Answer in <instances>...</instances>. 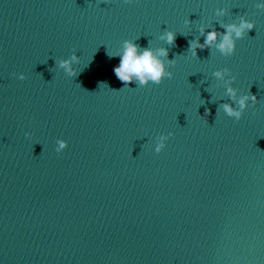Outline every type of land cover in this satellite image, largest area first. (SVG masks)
Instances as JSON below:
<instances>
[{
	"label": "water",
	"instance_id": "obj_1",
	"mask_svg": "<svg viewBox=\"0 0 264 264\" xmlns=\"http://www.w3.org/2000/svg\"><path fill=\"white\" fill-rule=\"evenodd\" d=\"M260 4L0 0V264H264ZM241 15L254 28L232 55L219 37L193 55L201 26ZM125 39L168 47L172 77L124 86ZM73 51L70 77L55 61ZM229 86L257 99L238 121L219 107Z\"/></svg>",
	"mask_w": 264,
	"mask_h": 264
},
{
	"label": "clouds",
	"instance_id": "obj_2",
	"mask_svg": "<svg viewBox=\"0 0 264 264\" xmlns=\"http://www.w3.org/2000/svg\"><path fill=\"white\" fill-rule=\"evenodd\" d=\"M125 3L130 0H124ZM259 8H264V4L257 5ZM225 11V9H218L217 14ZM223 32H219L216 28L205 32L204 27L199 28L200 36L204 37L203 43H200L198 38H193L188 42V48L192 51L193 55H196L197 49H212L214 42L216 48L219 49L222 55L230 56L235 51L236 40L243 38L249 30L254 28V24L241 15L238 17V23L219 24ZM176 33L171 30L165 29L161 32L160 39L164 40L169 46H173L175 43ZM168 47H160L157 50H153L151 46L141 47L132 40L125 39L123 42V51L119 53V64L113 68L115 76L124 84L128 86L130 83H134L136 86H145L149 82L153 84H159L164 78H171L172 72L168 70L167 65H170L173 61L168 60ZM163 58V59H162ZM78 56L73 51L70 58H63L55 61L58 68L62 69L68 76L76 75V70L73 67L74 63L78 62ZM167 62V63H166ZM225 73L230 74V69L223 68L217 69L213 72L216 78H222ZM18 79H25L24 73L17 74ZM230 80L233 82L235 76L230 74ZM227 94L231 103H223L219 107L223 112L235 120H239L243 114V111L249 105V101L254 105L257 101L254 95L240 94L237 98V89L229 86ZM30 135L25 133V136ZM172 133L167 135H160L156 138L154 145V151L159 153L165 147V141L171 136ZM67 147V141L58 138L56 140V152L59 153Z\"/></svg>",
	"mask_w": 264,
	"mask_h": 264
}]
</instances>
